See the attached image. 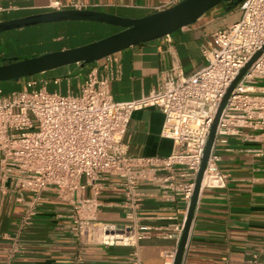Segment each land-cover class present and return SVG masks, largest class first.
<instances>
[{
    "label": "built area",
    "instance_id": "obj_1",
    "mask_svg": "<svg viewBox=\"0 0 264 264\" xmlns=\"http://www.w3.org/2000/svg\"><path fill=\"white\" fill-rule=\"evenodd\" d=\"M181 1L167 0L156 11ZM235 8L236 20L213 31L201 44L205 65L187 77L174 66L146 98L113 102L108 84L118 73L99 77L95 70L85 74L76 96L49 93L45 84L34 89L31 80L26 82L28 90L0 92V184H7L24 207L19 231L31 223L43 194L51 193L68 204L74 237L90 229L97 233L99 244L127 248L130 264H141L137 247L149 228L137 224L136 187L141 181H152L184 204L180 224L173 228L178 241L218 105L240 71L264 47V0H241ZM47 9L84 11L82 5H63L59 0H48ZM106 59L116 62L114 55ZM258 81H264V49L236 81L220 111L199 191L225 189L227 177L219 168L218 152L229 151V139L256 143L259 148L249 152L263 156L264 85H257ZM144 108H155L163 116L159 136L174 147L166 157L126 156L122 137L130 115ZM155 173L162 175L156 178ZM106 177L119 180L125 224L95 222L100 206L98 181ZM86 187L91 190L88 199L83 198ZM256 258L252 255L250 262L257 264Z\"/></svg>",
    "mask_w": 264,
    "mask_h": 264
},
{
    "label": "crops",
    "instance_id": "obj_2",
    "mask_svg": "<svg viewBox=\"0 0 264 264\" xmlns=\"http://www.w3.org/2000/svg\"><path fill=\"white\" fill-rule=\"evenodd\" d=\"M166 1L59 0L63 5L79 4L84 11L129 20L157 12L156 8ZM47 4L48 0H0V22L48 13ZM236 18L237 11L232 14L231 10L216 6L168 36L114 54L116 62L104 58L84 66L75 76H70L76 67L72 65L3 82L0 92L6 95L28 90L26 82L31 80L35 82L34 89L45 84L49 93L76 96L85 74L95 70L99 77L118 73L108 84L113 102L146 98L174 66H178L185 77L200 70L205 65L200 54L201 44L213 31L229 26ZM40 25L43 26L34 34L38 37L32 39L34 42L28 39L25 42L24 38L17 40L16 36L29 27L16 29L14 34L0 32V59L7 58L2 60L6 62L18 56L20 44L28 48L38 46L44 54L83 46L120 31L97 22ZM62 80H65L63 86ZM55 87L57 90H52ZM162 121V114L155 108L132 112L122 137L126 156L163 158L169 155L174 147L170 140L159 136ZM226 148L229 151L220 149L218 152L219 168L227 177L225 189L199 191L180 264H252V255L257 256V264H264V154L254 156L249 151L259 148L258 144L235 139H229ZM161 175L155 173L154 177ZM118 182L115 177L98 181L101 189L97 196L100 206L95 215L96 224L126 223L122 208L124 198ZM8 188L7 184H0V264H130L129 249L99 244L97 233L90 229L79 238L74 237L70 231L68 204L51 193L43 194V202L36 207L31 223L19 231L24 207L16 202L15 194ZM136 193L139 195L137 224L149 228L148 236L137 247L140 263L171 264L167 256L173 257L178 242L173 228L180 224L184 204L179 196L163 192L152 181L139 182ZM23 197L28 200L30 196L25 193ZM90 197L91 190L86 187L83 198ZM169 235L175 238H167Z\"/></svg>",
    "mask_w": 264,
    "mask_h": 264
},
{
    "label": "water",
    "instance_id": "obj_3",
    "mask_svg": "<svg viewBox=\"0 0 264 264\" xmlns=\"http://www.w3.org/2000/svg\"><path fill=\"white\" fill-rule=\"evenodd\" d=\"M225 1L227 0H183L173 7L160 12H155L137 20H129L92 11H61L48 12L26 18L0 22V32L37 26L40 24L66 21L104 23L120 29V31L114 34L76 48L44 53L35 57H15L6 62L0 61V83L14 82L72 65H75L76 67L70 76H75L78 71L86 65L119 53L131 46L163 38L172 34L173 32L192 24L206 12ZM240 1L241 0H236L234 5ZM263 49L264 47L262 50ZM261 51L257 52L240 71L218 105L209 129L203 156L195 177L191 198L171 264L181 263L183 250L199 193L201 176L213 142L215 127L220 111L236 81L241 77L247 67L258 57Z\"/></svg>",
    "mask_w": 264,
    "mask_h": 264
},
{
    "label": "rangeland",
    "instance_id": "obj_4",
    "mask_svg": "<svg viewBox=\"0 0 264 264\" xmlns=\"http://www.w3.org/2000/svg\"><path fill=\"white\" fill-rule=\"evenodd\" d=\"M232 11V14H235L236 13V8H234V9H232L231 10ZM40 26H43V25H39V26H34V27H29V28H26V29H24L25 31L24 32H22V33H20L21 35H15L18 39V41L20 42V41H22L21 40V38H24V41L26 42L27 41V39L30 41V42H34V40H37V39H34V38H36L35 36H34V34H37L36 32H37V30H38V28H41ZM14 32H16V31H14V30H12V31H8L7 33H9V34H14ZM38 38V37H37ZM32 39H34V40H32ZM20 44V43H19ZM88 44V43H87ZM84 45H86V43L84 44ZM56 46H57V44L56 45H54L53 46V49H56ZM39 48L40 47H38V46H33V47H31V48H28V47H26L25 45H23V44H20L19 45V52L18 53H20L18 56H15V57H29V56H33V57H35V56H39V55H41V53H40V50H39ZM53 51H55V50H53ZM40 53V54H39ZM6 55H11V54H6ZM7 57V56H6ZM5 59H7V58H3V59H0V61H2V60H5ZM62 86H63V84H64V82H65V80H62ZM257 85H259V86H263L264 85V81H258L257 82ZM70 88H72L71 86H70ZM54 89H56L57 90V88L55 87V88H52V90H54Z\"/></svg>",
    "mask_w": 264,
    "mask_h": 264
},
{
    "label": "trees",
    "instance_id": "obj_5",
    "mask_svg": "<svg viewBox=\"0 0 264 264\" xmlns=\"http://www.w3.org/2000/svg\"><path fill=\"white\" fill-rule=\"evenodd\" d=\"M235 1L236 0H231L229 4H225L224 2H222L218 6H222L225 11H230L236 7V5H234Z\"/></svg>",
    "mask_w": 264,
    "mask_h": 264
}]
</instances>
